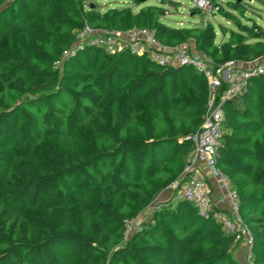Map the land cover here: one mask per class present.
<instances>
[{"label":"trees","instance_id":"16d2710c","mask_svg":"<svg viewBox=\"0 0 264 264\" xmlns=\"http://www.w3.org/2000/svg\"><path fill=\"white\" fill-rule=\"evenodd\" d=\"M86 1L0 0L2 197L22 211L46 186L57 197L73 194L74 175L87 182L72 205V226L60 228L64 207L45 210L40 218L49 235L28 253L13 244L0 252V264H61L57 251L72 245L103 264H245L234 254V237L177 196L193 150L190 137L201 127L211 97L204 75L191 65L165 66L128 50L85 46L63 59L61 54L86 23L121 31L146 28L162 45L189 44L215 67L264 55V34H245L244 25L216 43L211 23L170 26L159 21L163 9L157 5L104 13ZM223 12L221 6L218 13ZM11 108L16 128L5 121ZM223 127L217 167L237 193L239 215L254 235V262L264 264L263 75L252 77L225 104ZM72 135L76 146L60 144ZM169 189L173 198L125 238L126 221ZM86 211L96 218L91 227ZM111 239L124 241L114 256Z\"/></svg>","mask_w":264,"mask_h":264},{"label":"built area","instance_id":"2783aa9c","mask_svg":"<svg viewBox=\"0 0 264 264\" xmlns=\"http://www.w3.org/2000/svg\"><path fill=\"white\" fill-rule=\"evenodd\" d=\"M195 6L205 14L218 12L221 4L212 0H194ZM85 46L102 47L110 52L130 51L133 54L147 53L152 59L165 66L191 65L206 78L211 94L208 110L201 127L191 135L193 150L185 167V182L178 191V198L189 201L202 217L213 218L221 225L226 235L234 237L235 244L246 243L250 250L245 264H255L252 254L254 235L239 215V198L232 189L227 176L217 167V153L224 133L225 104L245 91L254 76H264V55L254 59L229 61L217 67L187 43L175 47L162 45L146 28L98 29L88 23L77 33V41L61 54L62 59L74 55ZM61 61L55 62L60 66ZM225 84V88L220 91ZM213 177L223 191L228 209L211 197L208 177ZM138 218L126 221L125 238L140 231Z\"/></svg>","mask_w":264,"mask_h":264},{"label":"rangeland","instance_id":"374dc122","mask_svg":"<svg viewBox=\"0 0 264 264\" xmlns=\"http://www.w3.org/2000/svg\"><path fill=\"white\" fill-rule=\"evenodd\" d=\"M212 1L221 4L225 12L222 14L218 12H213L209 15L205 14L201 10L199 11V8L197 9L194 0H88L86 3H91V6L97 7V11L104 13L123 7H130L134 11H139L157 5L163 9V14L160 16L159 21L167 25L184 28L197 25L204 26L207 23H211L216 32V43L227 41L232 31L242 32L241 26L244 25L246 27L245 34L249 33L248 29H251L253 33L264 34V0ZM235 4H239V10L234 8L233 5ZM228 13L233 15V17L231 18ZM11 110L12 108L8 110L10 113L5 117V121L10 124L12 128H16L13 126L14 124L15 126L17 125L13 122L14 118L12 117ZM1 111L2 103L0 98V112ZM55 134L56 133H54L50 139L58 137ZM77 141V137L72 135L71 139H61L60 144L64 146H76ZM2 172H4V169ZM70 181L73 183L72 195L60 192L59 196L55 197L52 185L46 186L40 191L34 204L24 206L22 211H18V208H14L11 204H8V200L2 197L3 193L0 189V233L3 236V238L0 239V252L11 248L13 244H18L19 248L27 249L25 251L27 252L30 249V245L44 241L46 236L49 235V231L41 224L42 221L40 218L45 210L50 212L55 207H64L65 211L61 218L60 228L72 226V205L79 203L78 198L81 195V190L86 187L82 184H86L87 182H84V178L79 175H74ZM212 191L213 189H211V192ZM173 196L172 189L161 193L157 200L140 214L138 217L139 225L143 227L157 207L167 203ZM86 216L89 218V227H91L96 218L87 211ZM103 235L106 234L103 233ZM123 243L124 241L122 240L121 242L115 241L114 239L109 240L111 255H116ZM260 243L264 252V237L260 240ZM74 248V245H72L57 251L61 264L104 263L102 259L97 260L93 256L87 255L84 249L78 247L76 250ZM249 250L250 247L246 243H241L235 249L234 254L240 261L246 263Z\"/></svg>","mask_w":264,"mask_h":264},{"label":"crops","instance_id":"0c3cea01","mask_svg":"<svg viewBox=\"0 0 264 264\" xmlns=\"http://www.w3.org/2000/svg\"><path fill=\"white\" fill-rule=\"evenodd\" d=\"M208 182L211 185V189H213V191L211 192L212 199L215 202L221 203L223 206V209H228V203L227 202L224 203L225 200L223 199V191L220 189L217 181L213 177L209 176ZM242 247H241V249H242Z\"/></svg>","mask_w":264,"mask_h":264}]
</instances>
